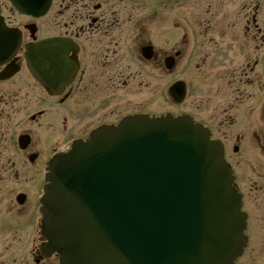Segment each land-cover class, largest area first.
I'll list each match as a JSON object with an SVG mask.
<instances>
[{
	"label": "flooded vegetation",
	"instance_id": "flooded-vegetation-1",
	"mask_svg": "<svg viewBox=\"0 0 264 264\" xmlns=\"http://www.w3.org/2000/svg\"><path fill=\"white\" fill-rule=\"evenodd\" d=\"M32 2L0 0V264H60L41 229L51 158L96 127L160 115L146 105L164 78L184 81L176 114L208 127L234 172L249 238L238 264L250 249L264 264V0Z\"/></svg>",
	"mask_w": 264,
	"mask_h": 264
},
{
	"label": "water",
	"instance_id": "water-1",
	"mask_svg": "<svg viewBox=\"0 0 264 264\" xmlns=\"http://www.w3.org/2000/svg\"><path fill=\"white\" fill-rule=\"evenodd\" d=\"M62 264H234L245 215L222 149L187 118H130L51 162Z\"/></svg>",
	"mask_w": 264,
	"mask_h": 264
},
{
	"label": "rangeland",
	"instance_id": "rangeland-1",
	"mask_svg": "<svg viewBox=\"0 0 264 264\" xmlns=\"http://www.w3.org/2000/svg\"><path fill=\"white\" fill-rule=\"evenodd\" d=\"M172 79L170 78H164L161 80V97L160 99L157 98L155 100H153L152 102H147L148 104L146 106L151 107L153 109H158V112H167V111H175V112H179L182 110H186V107H175V105L168 99L167 95H166V90L169 87V85L171 84ZM135 94L130 93L126 99L128 101H132L134 99ZM245 163H243L244 165ZM247 167V166H246ZM248 168V167H247ZM249 171L250 168H248ZM251 249L249 254H247V260L246 261H242L243 264H250V258H251ZM252 264V262H251Z\"/></svg>",
	"mask_w": 264,
	"mask_h": 264
}]
</instances>
